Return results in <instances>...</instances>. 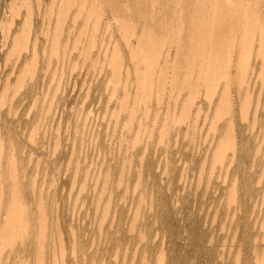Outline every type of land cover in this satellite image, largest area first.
I'll list each match as a JSON object with an SVG mask.
<instances>
[{
  "label": "rangeland",
  "instance_id": "374dc122",
  "mask_svg": "<svg viewBox=\"0 0 264 264\" xmlns=\"http://www.w3.org/2000/svg\"><path fill=\"white\" fill-rule=\"evenodd\" d=\"M72 1L0 0V220L6 216L4 213H11L15 222L10 228L15 232L22 227L24 216L29 223L27 236L24 234L21 241L17 237L12 243L11 240L7 241L8 245L2 241L0 233V264H132L134 261V264H264V256L261 255L264 254V50L262 57L255 61V76L251 85L254 90L252 108L248 119L244 120L234 86L228 87L224 96L226 99L232 98L234 102L231 114L227 115L225 103H221V95L218 96L219 93L223 94V88L217 91V96L209 105L203 88L194 89L196 80L190 74L196 71L192 73L196 78L199 67L188 65L186 71V66L185 69L183 67L185 56H188L184 51L185 46L180 45L184 47L177 51L180 53L173 50L174 43L179 39L177 29L182 30L180 39L187 37L180 40L181 43L182 40L186 41L183 44L187 46L194 19L195 33L198 31L201 34L203 30L196 27H204L203 22L200 23L201 18L204 20L203 14L225 17L222 9L226 10L227 4L224 0L209 3L205 2L207 0H167L166 5L164 2L161 4L167 8V12H162L160 16L162 19L158 13L161 6L158 11L150 10L148 0L146 3L145 0L139 3L138 0ZM219 1L222 4H218ZM197 2L202 8L197 6L194 11L192 8ZM201 2L206 5L203 3V6ZM258 2L260 19L257 18L264 28V0ZM100 3L102 5H98ZM173 4L177 5L174 7ZM182 4L186 14L183 9L180 13ZM207 5L211 7L210 10H207ZM122 6H128L127 11ZM171 6L173 9L178 7L175 15ZM191 9L193 16L187 13L192 12ZM216 9L219 13H216ZM199 14L203 16L200 19ZM100 16L102 18L98 20ZM149 18L153 19L150 21ZM105 19L111 30L109 27L106 29ZM119 20L122 26L117 22ZM180 20L185 21V25ZM228 20L223 18L220 28L224 25L222 33L230 32L231 35L235 29L231 21L234 19ZM158 22L166 24L162 23L164 27H161ZM186 22L191 24V28L186 26ZM145 23H150L152 35L156 36L153 40L157 50L162 54L165 50V53L169 52L168 65H164L160 58L158 63H162V66L157 67L160 74L168 71L164 75L169 80L164 75L165 80L158 73L154 75L156 79L159 77L158 83L164 81V86L160 83L149 85L151 81L147 79L152 78L149 75L152 67L148 59L151 57L135 45L137 29ZM170 24L176 26L175 36V27L173 29ZM129 26V32L124 31V34L123 29ZM133 27L136 29L133 30ZM130 30H133L131 35ZM164 30L173 33H165ZM185 31L190 34L189 37ZM133 32L136 34L133 35ZM122 35L132 38L126 39ZM14 36L19 38L16 44L13 43ZM25 36L29 38L25 39ZM169 36L174 43L169 41ZM163 39L168 40L165 43ZM32 42L35 43V50ZM125 42H129L128 45ZM168 44L172 45L169 50ZM165 45H168L167 48ZM136 56L140 57L137 59ZM118 58L121 59V67L117 65ZM193 60L198 64L204 58L199 54ZM173 61L178 64L175 65L177 68L174 67L177 72L172 69ZM181 62L183 65H180ZM112 66H116L114 71ZM184 74L187 78L191 77L187 80ZM118 75L121 78L117 82L115 76ZM146 80L147 83L144 82ZM180 82L182 86L179 87ZM141 83H144V87ZM185 83L190 84L192 89ZM146 86L151 87V93L144 94L143 91L150 90ZM162 87H165L164 92ZM183 88L186 90L183 91ZM159 93L163 97L161 101ZM149 94L151 100L147 97ZM175 94H179V97ZM188 94L195 103L190 102ZM186 98L189 106L185 104ZM133 99L139 103H134ZM173 99H176V105ZM191 104L194 107H190ZM255 104L258 109L254 121L252 111ZM121 106H127V109H121ZM182 107L187 108L189 116L186 109L185 114H181ZM129 111H132L131 115ZM183 115H187L188 120H184ZM177 118L179 125L174 121ZM229 120L233 122L232 130L228 125ZM166 125H169L168 128ZM232 131L237 143L234 153L227 148ZM135 141L141 145H136ZM215 144L219 145V149ZM217 151L224 155L222 159L216 157ZM82 187L84 190L81 191ZM2 225L0 222V230ZM31 238L34 241H29Z\"/></svg>",
  "mask_w": 264,
  "mask_h": 264
},
{
  "label": "bare ground",
  "instance_id": "6f19581e",
  "mask_svg": "<svg viewBox=\"0 0 264 264\" xmlns=\"http://www.w3.org/2000/svg\"><path fill=\"white\" fill-rule=\"evenodd\" d=\"M68 1V0H67ZM72 1V0H71ZM75 1V0H74ZM84 1V0H83ZM103 1V0H102ZM132 1V0H131ZM135 1V0H134ZM133 1V2H134ZM139 1L140 0H138V2L137 3H139ZM150 1V2H149ZM165 1H167V0H148V2L151 4V5H149L150 7H152V8H150V7H148V9H152L153 11H158L159 9H160V6H161V10H159L158 11V13H159V17L160 16H162V12L164 13V11H166L167 12V8H165L164 6L166 5L165 4ZM174 1V0H173ZM185 1H187V0H185ZM204 1V0H203ZM212 0H207V1H205V2H211ZM218 1V0H217ZM217 1H214V2H216L215 4H217ZM259 0H224V2L227 4V7L225 8L226 10H224V9H222V12H225V17H222L220 14H213L211 17L209 16V15H207L206 13L205 14H203V16H202V14L200 15V17H199V19L201 18V17H203V19L205 20H202V18H201V21H200V23L201 22H203L202 24H204V27H202V25H200V23H199V25L201 26H197L196 28L198 29V27H199V29L201 28L203 31H200V33L201 34H199V32L197 31V29H196V33H195V28H193V25H194V23H195V19H194V22L193 23H191V24H193V25H191L190 23H187L186 22V26L188 25L189 26V24L192 26V29H193V31L191 32L192 33V35L190 36V34L187 32L189 29H185V30H187V31H185L186 33H187V36L190 38V42H189V45H187L188 47H189V49L188 50H186V48H187V46L186 45H184L185 44V42L186 41H184V40H182L183 41V43H181L180 42V40L183 38H181L180 39V37H181V33H182V30L179 28V29H177V32H176V26H174L175 27V31H174V36H175V32L177 33V35H178V40H177V43L175 44L173 41H172V39L170 38V36H169V41H172V43H174V45H173V48H175V49H173L176 53H180V52H177L178 50H180V48H183L184 49V47L183 46H185V49H184V51H186V53H188L187 55L189 56H191L192 58H189L188 56H185V64H187V65H183V62H181L182 64H180V65H183V67H184V69H185V66H186V71H187V67H188V65H189V67H191L192 66V68L195 66V65H197L196 67L198 68L199 67V72L198 73H195V76H196V74H197V76H196V78H194V75L192 74V73H194V72H196V71H194V72H190V74H191V76H193V79H195L196 81V84H194L195 86V88L194 89H200L201 90V88H203V90L205 91H203V93H205V97H207V98H209L208 100V104L209 105H211V103H212V99L215 97V96H217V91H219V90H221V88H223V94H220L219 93V95L218 96H220V102L221 103H225L224 105H225V107L227 108V115H229V114H231V111H232V107H233V105H234V102L232 101L233 99L232 98H224V96L226 95V89H228V87H233L234 86V88H236V91H237V95H236V97H237V99H238V104H239V106H240V109H241V114H242V117H243V119L244 120H247L248 119V113H249V110L252 108V98H253V89L251 88V85H252V81H253V77L255 76V69H254V65H255V61H256V59H260L262 56H261V52L264 50V28H263V25H262V23H259V20H258V13H257V8H258V4H259V2H258ZM106 2V1H105ZM107 2H108V0H107ZM106 2V3H107ZM127 2H128V0H127ZM133 2L131 3L132 5H134L135 4V2H134V4H133ZM147 2V0H145V3ZM162 2H164L163 4H165L164 6H162L161 4H162ZM175 2V1H174ZM178 2V1H177ZM196 2V1H195ZM194 2V3H195ZM199 2H200V0H199ZM199 2H197L198 4H199ZM222 2V1H221ZM72 3H73V1H72ZM71 3V4H72ZM94 3V2H93ZM97 3V2H96ZM129 3H130V1H129ZM193 3V2H192ZM204 3V2H203ZM202 2H201V4L204 6V4H203ZM207 3V4H208ZM220 3V1L218 2V4ZM224 3V4H225ZM104 4V3H103ZM198 4H195V6H193L194 8H192V9H194V11H196V7L198 6H201L200 4L198 5ZM220 4H222V3H220ZM224 4H223V6H224ZM225 4V5H226ZM67 5H69L70 7H71V5L68 3ZM75 5V4H74ZM73 4H72V6H74ZM87 5V4H86ZM98 5H102V3H100V4H98ZM121 5H124V4H120V6ZM147 5V4H146ZM174 5V7L177 5V4H173ZM191 5V4H190ZM206 5V4H205ZM209 5H211V3L209 4ZM209 5H207L208 7V9L207 10H210V6ZM83 6V5H82ZM92 6V5H91ZM129 6L130 7H132L130 4H129ZM168 6V5H167ZM166 6V7H167ZM179 6V5H178ZM183 4L182 5H180V13H181V9H183ZM185 6V5H184ZM192 6V5H191ZM214 6V5H213ZM219 6V5H218ZM217 6V7H218ZM66 7V6H65ZM65 7L63 8V9H65ZM84 7H85V5H84ZM93 8H94V4H93V6H92ZM97 7V6H96ZM126 7H128V6H126ZM123 8V6H122V8L123 9H126L125 11H127V8ZM136 7V6H135ZM142 7V6H141ZM172 7V6H171ZM210 7V8H209ZM216 7V8H217ZM60 8H62V7H60ZM69 8V7H68ZM92 8V9H93ZM134 8V7H133ZM139 8V7H138ZM159 8V9H158ZM170 8V7H169ZM176 8H178V7H176ZM176 8H174L173 9V7H172V12H174V11H176ZM201 8H202V6H201ZM213 8V7H212ZM215 8V7H214ZM221 8V7H220ZM220 8H218V10H219V12L221 11L220 10ZM62 9V10H63ZM100 10L102 9V7L101 8H99ZM135 9V8H134ZM147 9V10H148ZM154 9H156V10H154ZM192 9H191V11H192ZM204 9V8H203ZM62 10H59V11H61V13H62ZM97 10H98V8H97ZM129 10V9H128ZM132 9H130V11H131ZM187 10V9H186ZM205 10V12H207V13H209V11H207L206 10V8L204 9ZM217 10V9H216ZM216 10H213V11H216ZM218 10L216 11V13H219L218 12ZM103 11V10H102ZM109 11V10H108ZM124 11V10H123ZM133 11V10H132ZM149 11V10H148ZM148 11H147V13H148ZM185 10L183 9V12H184ZM188 11V10H187ZM197 11H198V9H197ZM200 11H202V9H200ZM64 13H65V11H63ZM68 12V11H67ZM182 12V13H183ZM199 12V11H198ZM197 12V13H198ZM222 12H221V14H222ZM79 13H80V11H79ZM82 13V12H81ZM97 13H98V11H97ZM102 13V12H101ZM112 13V12H111ZM123 13V12H122ZM125 13V12H124ZM130 13H132V12H130ZM135 13V12H134ZM142 13V12H141ZM150 14H152L151 13V11L149 12ZM148 13V14H149ZM175 13L176 12H174V15H175ZM180 13H178V14H180ZM188 14H190V15H192L193 16V11L192 12H187ZM193 13V14H192ZM202 13V12H201ZM90 14V13H89ZM88 14V16L90 17L91 15H89ZM116 14V13H115ZM137 14V13H136ZM185 14H186V11H185ZM82 15V14H81ZM97 15H100V14H97ZM123 15V14H122ZM158 15V14H157ZM165 15V14H164ZM163 15V16H164ZM177 15V14H176ZM190 15H188V18L190 19ZM198 15V16H199ZM103 16V15H102ZM114 16V15H113ZM150 16V15H149ZM155 16H156V12H155ZM154 16V18H156ZM173 16V15H172ZM180 16H181V14H180ZM183 16H184V13H183ZM183 16H181L182 17V19H183ZM186 16V15H185ZM191 16V17H192ZM194 16H197V15H194ZM88 17V18H89ZM151 17V16H150ZM153 17V16H152ZM165 17V16H164ZM174 17V16H173ZM173 17H170V18H173ZM181 17H180V19H181ZM228 17V18H227ZM258 17V18H257ZM100 18H102L101 16L99 17V19L98 20H100ZM107 18V17H106ZM119 18H122V16L120 17L119 16ZM124 19H125V17H123ZM129 18V17H128ZM128 18H126V20H130V19H128ZM161 18V17H160ZM159 18V19H160ZM165 18H167V14H166V17ZM178 17H176V19H177ZM186 18V17H185ZM184 18V19H185ZM195 18H197V17H195ZM223 18L224 19H234V20H231V21H233L234 23H233V26L235 27V29H234V31H231V30H233L232 28H231V35H229L230 34V32H229V34L228 33H225L224 34V32L222 33V31L221 30H223V28H224V25H223V28H220V27H222L221 26V20H223ZM116 19H117V17H116ZM123 19V20H124ZM150 19V18H149ZM153 19V18H152ZM152 19H150V21L152 20ZM157 19V18H156ZM158 19V20H159ZM162 19V18H161ZM260 19V18H259ZM98 20H97V22H98ZM106 20V19H105ZM108 20H110V19H108ZM115 20V19H114ZM113 20V21H114ZM123 20H122V22H123ZM148 20V19H147ZM155 20V19H154ZM157 20V21H158ZM165 21H166V19H164ZM168 20V19H167ZM193 20V17L191 18V21ZM197 20V19H196ZM211 20V21H210ZM228 20V21H229ZM116 21V20H115ZM114 21V22H115ZM121 20H119V21H117L118 23L120 22ZM135 21V20H134ZM159 21H161V20H159ZM177 21V20H176ZM179 21V20H178ZM177 21V22H178ZM183 21V20H182ZM182 21L180 20V22L182 23ZM190 21V22H191ZM198 21V20H197ZM197 21H196V25H197ZM227 21V22H228ZM230 21V22H231ZM96 22V23H97ZM116 22V24H118ZM128 22V24L129 25H131L130 24V21H127ZM153 22V21H152ZM172 22V21H171ZM179 22V23H180ZM184 22V25H185V21H183ZM189 22V21H188ZM212 22H214V24L212 25L211 23ZM99 23V22H98ZM121 23V22H120ZM131 23H133L132 21H131ZM156 23V22H155ZM158 23H161V22H158ZM157 23V24H158ZM162 23H165L166 24V22H162ZM162 23H161V27H164V24L162 25ZM170 23V22H169ZM169 23H167V25H168V27H169ZM210 23V24H209ZM226 23V20L224 21V24ZM133 24H135V23H133ZM133 24H132V26H133ZM230 24V23H229ZM234 24H236V25H234ZM118 25H120V24H118ZM127 25V24H126ZM125 25V26H126ZM138 25V24H137ZM171 25V24H170ZM173 25V24H172ZM171 25V27H173ZM175 25H177L176 24V22H175ZM181 25V24H180ZM183 25V24H182ZM195 25V26H196ZM227 25H228V23H226V26H225V28H227ZM31 26V25H30ZM101 26V25H100ZM121 26H122V23H121ZM125 26H123V27H125ZM135 26V25H134ZM166 26V25H165ZM178 26V25H177ZM187 26V27H188ZM230 26H232V25H230ZM105 27H106V29L109 27V23H108V21L106 20V24H105ZM115 27V26H114ZM160 27V28H161ZM174 27H173V29H174ZM185 27V26H184ZM186 27V28H187ZM190 27V26H189ZM96 28V27H95ZM97 28H98V25H97ZM100 28V27H99ZM118 28V27H117ZM127 28H131L130 26L129 27H126V30L125 29H123V33H124V31H126V32H129V30L127 31ZM191 28V27H190ZM105 29V28H104ZM106 29H105V33H106ZM109 29H110V27H109ZM119 29V28H118ZM133 30L134 29H136L135 27H133L132 28ZM162 29H166V27L165 28H162ZM162 29H161V31H162ZM171 29V28H170ZM173 29H172V31H173ZM183 29V28H182ZM229 29H230V27L228 28V31H229ZM111 30V29H110ZM120 30V29H119ZM132 30V31H133ZM139 32V34L137 33V31H136V33L135 32H133V35H135L136 34V40L135 41H137L136 43H139V44H136L135 43V45H138V47H140V50H141V48H142V50L143 51H145V55H150L149 57H151V58H149L148 59V61H150L151 60V62H149L150 64H151V67H152V69H149L150 71H152L151 72V74H149L150 75V77H152V78H148L147 79V77H146V79L147 80H149V82H150V86H152L153 84H159L160 82H161V80H160V82L158 83V81H157V79H159V77H157V79L156 78H154V75L156 74V73H158L159 75H162V77H160V78H164L163 77V75L164 74H166L165 73V70L162 72V70H161V73H163V74H160L159 72H160V70L159 69H157V67L159 66V65H161L162 63H164V65H168V63H169V61H167V59L168 58H170L169 57V52H166L165 53V51H164V53L162 54V53H160L158 50H157V44L155 43V37L156 36H154V35H152L153 33H152V29H151V27H150V23H149V25H147L146 23L145 24H143L142 25V27H140L139 29H137ZM184 30V29H183ZM226 30V32H227V29H225ZM27 31V30H26ZM108 31V30H107ZM132 31L130 30V35L132 34ZM156 31V30H155ZM165 31V30H164ZM169 31H171V30H169ZM169 31H165V33L167 32H169ZM224 31V30H223ZM104 32V31H103ZM102 32V33H103ZM122 32H121V34H122ZM170 33V32H169ZM173 33V32H172ZM172 33H170V34H172ZM186 33H183L182 35H185ZM199 34V36H197L198 34ZM17 34V33H16ZM15 34V35H16ZM26 34V33H25ZM30 33L28 32V35H29ZM125 34V33H124ZM226 34H228L229 36H226ZM258 34H259V36H258ZM111 35V34H110ZM127 35H128V33H127ZM138 35V36H137ZM166 35V34H165ZM22 36H23V34H22ZM126 35H122L121 37H125ZM163 36V35H162ZM20 37V36H19ZM127 37V36H126ZM125 37V38H126ZM135 37V36H134ZM166 37H168V36H166ZM165 37V38H166ZM173 37V36H172ZM185 38H183V39H186L187 37L186 36H184ZM25 39L26 38H29V36H25L24 37ZM36 38H37V36H36ZM124 38V39H125ZM129 38H132L131 36L129 37ZM128 37L126 38V39H129ZM146 38V39H145ZM161 37H159V39H160ZM164 38V37H163ZM164 38V39H165ZM20 39L22 40L23 38L22 37H20ZM144 39H145V41H144ZM154 39V40H153ZM163 39V42L165 41V43L167 42V40H164ZM174 39V38H173ZM18 40H19V38L17 37V36H14L13 37V43H17L18 42ZM92 40V39H91ZM106 40H108V39H106ZM156 40H158V39H156ZM188 40V39H187ZM196 40V42H194ZM109 41V40H108ZM111 41V40H110ZM113 41V40H112ZM126 41H129V40H126ZM133 41V40H132ZM144 41V42H143ZM160 41V40H159ZM161 41H162V39H161ZM168 41V42H169ZM26 42V41H25ZM27 42H28V39H27ZM37 41H35V43H36ZM157 42V41H156ZM162 42V43H163ZM12 43V45H14ZM20 43V42H19ZM34 42H32V44H33ZM34 43V44H35ZM102 43V42H101ZM114 43V42H113ZM126 43V42H125ZM129 43V42H128ZM128 43H126L127 45H128ZM170 43V42H169ZM187 43V42H186ZM196 45H195V44ZM34 44H33V46H34ZM57 43L55 42V44L54 45H56ZM183 45V46H180V45ZM19 45V44H18ZM28 45V44H27ZM164 45V44H163ZM162 44L160 45V43H159V46H161L162 48L164 47ZM169 45V46H168ZM168 45H165V47L166 46H168V48H167V50H169V48H170V46H172V45H170V44H168ZM15 46H17V45H15ZM26 46V45H25ZM58 46V45H57ZM106 46V45H105ZM114 46V45H113ZM132 46V45H131ZM130 45H129V47H131ZM27 47V46H26ZM114 47H116V44H115V46ZM128 47V46H127ZM138 47H135V48H138ZM161 47H159V48H161ZM107 48V47H106ZM161 48V49H162ZM13 49H15V47L13 48ZM33 49L35 50L36 49V47L34 46L33 47ZM99 49H100V47H99ZM108 49V48H107ZM15 50H17V48L15 49ZM27 50V49H26ZM33 50V51H34ZM113 50V49H112ZM126 50V49H125ZM141 50V51H142ZM163 50V49H162ZM100 51V50H99ZM132 50L130 49V52H131ZM133 51H135L134 49H133ZM183 51V50H182ZM181 51V52H182ZM184 51H183V54L184 55H186V53H184ZM136 52L137 53H139L140 51H137L136 50ZM136 52H134L133 54L135 55V53ZM162 52V51H161ZM33 53V52H32ZM34 53H35V51H34ZM33 53V54H34ZM106 53V52H105ZM114 53V52H113ZM142 53V55H144L143 54V52H141ZM174 53V52H173ZM176 53H174V55H176ZM264 53V52H263ZM262 53V54H263ZM36 54V53H35ZM99 54V53H98ZM111 54V56H112V53H110ZM118 54V53H117ZM117 54H115L116 55V57L118 56ZM131 54V53H130ZM133 54H131L132 56H134ZM199 54H202V57L204 58V60L202 61V62H200V63H198V64H196V62H195V60H197V59H195V60H193L195 57L197 58V55H199ZM138 55V54H137ZM184 55H181V56H184ZM35 57H36V55H34ZM99 56V55H98ZM103 56H104V53H103ZM171 56V55H170ZM178 56V55H177ZM34 57V58H35ZM106 57V56H105ZM128 57V56H127ZM131 57V56H130ZM137 57V59H138V57H140V56H136ZM144 57V56H143ZM147 57V56H146ZM175 57V56H174ZM180 57V56H179ZM187 57V58H186ZM199 57V56H198ZM37 58V57H36ZM133 57H131V59H132ZM161 58V60H162V63H158V60ZM178 58V57H177ZM182 58V57H181ZM103 59V58H102ZM110 59V58H109ZM113 59H114V57H113ZM113 59H110V60H113ZM144 59H147V58H145L144 57ZM171 59H174V58H171ZM176 59V58H175ZM182 59H184V58H182ZM202 60V59H201ZM34 61V60H33ZM117 65H119L118 67H121L122 66V62H121V59L120 58H118L117 60ZM176 61V60H175ZM175 61H173V64H172V69L173 70H175V72H177L176 71V69H174V67H176L177 68V66H175V65H178V64H174L175 63ZM199 61V59L197 60V62ZM105 62V61H104ZM112 62H115L114 60L112 61ZM136 63H137V61H135ZM140 62V61H139ZM178 63H179V61H177ZM176 62V63H177ZM144 63H146L145 62V60H144ZM149 63H148V65H149ZM171 63H172V61H171ZM170 63V64H171ZM254 63V64H253ZM112 64V63H111ZM110 63H109V65H111ZM115 64V63H114ZM195 64V65H194ZM101 65V64H100ZM139 65H140V63H139ZM180 65L178 66V67H180ZM114 66V65H113ZM113 66L111 67V68H113ZM137 66V65H136ZM146 66H147V64H146ZM162 66V65H161ZM101 67V69H102V65L100 66ZM104 67V66H103ZM116 67V66H115ZM114 67V68H115ZM256 67V66H255ZM108 68V67H107ZM110 68V67H109ZM114 68H113V70L112 71H114ZM146 68V67H145ZM164 68H165V66H164ZM167 68V67H166ZM135 69H137L136 67H135ZM170 70V68H169V70L170 71H173V70ZM196 68H194V70H195ZM119 70V69H118ZM117 70V71H118ZM167 70V69H166ZM178 70V69H177ZM189 70H191V68L189 69ZM100 71V70H99ZM117 71H115V72H117ZM126 71V70H125ZM145 71H148V70H145ZM150 71H148L149 73H150ZM185 71V70H184ZM185 71V72H186ZM192 71V70H191ZM197 71H198V69H197ZM114 72V73H115ZM120 72V71H119ZM119 72H117V74H119ZM174 72V71H173ZM174 72V73H175ZM189 72V71H188ZM113 73V72H112ZM121 73V72H120ZM129 73V72H128ZM133 73H136V72H133ZM182 73H183V71H182ZM116 74V73H115ZM115 74H111L112 76H114ZM126 74H127V71H126ZM138 74V73H137ZM137 74H135V77H137L136 75ZM145 74H147V72H145ZM172 74V73H171ZM181 74V73H180ZM188 75H189V73H187ZM139 75V74H138ZM149 75H146V76H148L149 77ZM152 75V76H151ZM157 75V74H156ZM170 75V74H169ZM185 75L186 74H184L183 76L185 77ZM129 76V75H128ZM165 76V78H167L166 77V75H164ZM173 76V75H172ZM190 76V77H191ZM119 77V78H118ZM125 77L127 78V76L125 75ZM144 77V76H143ZM171 77V76H170ZM189 77V76H188ZM189 77V78H190ZM111 78V77H110ZM115 78L117 79V82L119 81V79L121 78L120 77V75H118V76H115ZM129 78V77H128ZM165 78L163 79V80H165ZM174 78V77H173ZM183 78V77H182ZM181 78V79H182ZM185 78H187V77H185ZM189 78H187V80L189 79ZM212 80H210V79ZM139 79V78H138ZM137 79V80H138ZM154 79H156V82L157 83H155L154 81ZM168 79V78H167ZM171 79H172V77H171ZM181 79H180V81H181ZM192 79V78H191ZM113 80V79H112ZM115 80V79H114ZM129 80V79H128ZM127 80V81H128ZM136 80V79H135ZM147 80L146 81H144V82H146L147 83ZM162 80V82L163 83H160L161 85L162 84H164V81ZM169 80V79H168ZM174 80V79H173ZM183 80V79H182ZM185 80V79H184ZM110 81V80H109ZM143 81V80H142ZM176 81V80H175ZM193 81V80H192ZM116 82V81H115ZM116 82V83H117ZM122 82V81H121ZM136 82H138V81H136ZM141 82V81H140ZM166 82V81H165ZM182 82V81H181ZM181 82H180V85H179V87L180 86H182L181 85ZM210 82H211V85H210ZM112 83V82H111ZM120 83V82H119ZM145 83V84H146ZM171 82H169V84H170ZM126 84H128V83H126ZM136 84H139V83H136ZM141 84H143V87H144V83H141ZM183 84V83H182ZM186 84V83H185ZM190 84H191V82H190ZM189 84V85H190ZM117 85V84H116ZM147 86H149L148 84H146ZM166 85V84H165ZM187 85V84H186ZM185 85V86H186ZM189 85H187L188 86V88H190L189 87ZM107 86V85H106ZM146 86V88H147V90L150 88V90H148V91H143V92H145L144 94H147L148 92H150L151 93V87H147ZM157 86H160V85H157ZM162 86H164V85H162ZM191 86H193V83L191 84ZM254 86V85H253ZM112 87V86H111ZM142 87V88H143ZM156 87V86H155ZM154 87V88H155ZM171 87V86H170ZM169 87V88H170ZM106 88V87H105ZM140 88V87H139ZM141 88V89H142ZM160 89H161V86L159 87ZM187 88V87H186ZM186 88H183V91H184V89L186 90ZM187 88V89H188ZM114 89H116V88H114ZM125 89H126V87H125ZM125 89H124V91H125ZM157 90H158V88H156ZM164 89H165V87L163 88L162 87V92H164ZM178 89H180V88H178ZM190 89H192V88H190ZM190 89H188L189 91H191ZM193 89V90H194ZM113 90V89H112ZM136 90H137V86H136ZM170 90V89H169ZM187 90V91H188ZM114 91V90H113ZM179 91H181V90H179ZM178 91V93H181V92H179ZM141 92V91H140ZM157 92H159V90L157 91ZM162 92H160L161 94H163ZM173 92H174V90L172 91V96H173ZM125 93V92H124ZM159 93V94H160ZM198 93H200V91L198 92ZM112 94V93H111ZM143 94V93H142ZM158 94V93H157ZM161 94H160V96H159V100L161 101V99L163 98L162 96H161ZM189 94H190V92H189ZM189 94L187 95V97H190L189 96ZM128 95V94H127ZM176 95V94H175ZM174 95V96H175ZM193 95V94H192ZM191 95V96H192ZM196 95H198V94H196ZM139 96V95H138ZM138 96H137V99H138ZM177 97H179V94H177L176 95ZM175 96V97H176ZM204 96V95H203ZM144 98H146V95H144L143 96ZM147 97H150V100H151V94H149V96H147ZM157 97H158V95H157ZM162 97V98H161ZM192 97H194V95L192 96ZM110 98H112V95H111V97ZM144 98H143V100H144ZM172 98H174V97H172ZM181 98V97H180ZM199 98V97H198ZM204 98V97H203ZM123 99H124V96H123ZM122 99V104L124 105V100ZM127 99H128V97H127ZM135 99H136V96H135ZM135 99H133V101H134V103H139V101H137V102H135ZM158 99V98H157ZM177 99V98H176ZM176 99H173L174 100V104H175V102L176 101H178V99L176 100ZM188 98H186L185 99V104L187 105V106H189V104H187L186 103V100H187ZM111 100V99H110ZM140 100V99H139ZM176 100V101H175ZM190 102L191 103H195V102H192V100H193V98L191 99V97H190ZM109 101V100H108ZM126 101H128V100H126ZM159 101V102H160ZM188 101V100H187ZM194 101V100H193ZM144 102V101H143ZM157 102H158V100H157ZM169 102V101H168ZM133 103V102H132ZM133 103V104H134ZM147 103V102H146ZM220 103V104H221ZM107 104V103H106ZM160 104H161V102H160ZM159 103H158V106H157V108L159 107V105H160ZM177 104V103H176ZM175 104V105H176ZM254 104V103H253ZM119 105H121V104H119ZM127 105H128V103H127ZM135 105V104H134ZM148 105V104H147ZM256 105V104H255ZM136 106V105H135ZM139 106V105H138ZM144 106V105H143ZM174 106V105H173ZM184 106V105H183ZM187 106H185V107H187ZM191 106H193L192 104L190 105V107ZM238 106V107H239ZM122 107V106H121ZM126 107V109H127V106H123L121 109H123V108H125ZM168 107H169V104H168ZM167 107V108H168ZM189 107V108H190ZM194 107V106H193ZM120 108V107H119ZM132 109H134V107H131ZM145 108H146V106H145ZM175 108V107H174ZM177 108V107H176ZM183 108V107H182ZM188 108V107H187ZM187 108H183V110H181V111H185L186 112V110H187ZM220 108V107H219ZM231 108V109H230ZM131 109V110H132ZM136 109V108H135ZM169 109V108H168ZM184 109H186V110H184ZM221 110L223 109L222 107L220 108ZM225 109V108H224ZM257 109H258V107H257V105H256V107L254 106V108H253V119H254V121H255V119H256V114H257ZM120 110V109H119ZM159 110V109H158ZM238 110H239V108H238ZM133 111V110H132ZM132 111H129V114H130V112H132ZM147 111V110H146ZM166 111V110H165ZM170 111V110H169ZM190 111V110H189ZM215 111H217V109L215 110ZM107 112V111H106ZM136 112L137 111H135L134 113L136 114ZM144 112V111H143ZM183 112H181V114H185V112L183 113ZM122 113V112H121ZM145 113V112H144ZM148 113H149V111H148ZM169 113V112H168ZM222 113V115H223V111L221 112ZM111 114H112V112H111ZM115 114H116V112H115ZM133 114V113H132ZM146 114V113H145ZM145 114H143V115H145ZM160 114V113H159ZM158 114V115H159ZM174 114V113H173ZM186 114L188 115V110H187V112H186ZM117 115H119V114H117ZM131 115V114H130ZM147 115V114H146ZM187 115H183L184 117L185 116H187ZM240 115V114H239ZM134 116V115H133ZM136 116V115H135ZM189 116V115H188ZM207 115H205V117H206ZM233 116V115H232ZM130 117V116H129ZM156 117V116H155ZM179 117H181V116H179ZM178 117V118H179ZM183 117V119L184 120H186L187 119V117H185L184 118ZM231 117V116H230ZM252 117V116H251ZM114 118V117H113ZM157 118V117H156ZM170 118V117H169ZM173 118V117H172ZM171 118V119H172ZM178 118H177V120H174L175 122L177 121H179L178 120ZM105 119V118H104ZM132 119V118H131ZM135 119V118H134ZM167 119V118H166ZM171 119H170V121H171ZM180 119V118H179ZM183 119H181L180 121H182ZM230 119V118H229ZM129 120V119H128ZM133 120V119H132ZM141 120V119H140ZM168 120V119H167ZM188 120V119H187ZM155 121V120H154ZM104 122V121H103ZM110 122V121H109ZM117 122V121H116ZM129 122H130V124H131V120H129ZM133 122V121H132ZM141 122V121H140ZM145 122H147L146 120H145ZM174 122V123H175ZM171 123V122H170ZM231 123H233V122H231V120H229V122H228V125H229V127H230V129L232 130V124ZM104 124V123H103ZM125 124V123H124ZM129 124V125H130ZM155 124V123H154ZM166 124V123H165ZM184 124V123H183ZM183 124H181V125H183ZM126 125V124H125ZM128 125V122H127V126H129ZM139 125H140V123H139ZM178 125H179V122H178ZM121 126H123V125H121ZM155 126V125H154ZM167 126V128H168V126L169 125H166ZM132 127V126H131ZM130 127V128H131ZM140 127V126H139ZM164 127V126H163ZM162 127V128H163ZM108 128V127H107ZM142 128V127H141ZM154 128V127H153ZM145 129V128H144ZM101 130V129H100ZM106 130H108V129H106ZM124 130V129H123ZM143 130V129H142ZM141 130V131H142ZM164 130H165V128H164ZM167 130V129H166ZM151 131L152 130H150V133H151ZM115 132V131H114ZM160 132V131H159ZM163 132V131H162ZM100 133V132H99ZM107 133V132H106ZM113 133V132H112ZM122 133V132H121ZM132 133V132H131ZM137 133V132H136ZM114 134V133H113ZM160 134V133H159ZM166 134H167V132H166ZM107 135V134H106ZM137 136L139 135V134H136ZM144 135V134H143ZM151 135V134H150ZM162 135H163V133H162ZM185 135H186V133H185ZM121 136H122V134H121ZM152 136H153V134H152ZM151 136V137H152ZM160 136V135H159ZM164 136V135H163ZM167 136V135H166ZM127 137H129V135L127 136ZM136 137V136H135ZM143 137V136H142ZM200 137V136H199ZM137 138V137H136ZM164 138V137H163ZM163 138H161L162 140H163ZM236 137L234 136V133H233V131L231 132V135H230V138H229V141H228V146H227V148L229 149V150H231V152L232 153H234L235 151H236V149H237V143H236V139H235ZM152 139H153V137H152ZM138 140V139H137ZM150 140V139H149ZM168 140V139H167ZM195 140V139H194ZM125 141V140H124ZM212 141V140H211ZM217 141V140H216ZM219 141H221V140H219ZM120 142V141H119ZM129 142V141H128ZM136 142V145L138 144V142L137 141H135ZM161 142V141H160ZM159 142V143H160ZM193 142V141H192ZM199 142V141H198ZM116 143V142H115ZM127 143V142H126ZM163 143V142H162ZM195 143V142H194ZM193 143V144H194ZM217 143V142H216ZM111 144V143H110ZM109 144V145H110ZM131 144V143H130ZM133 144V143H132ZM140 145H141V143H139ZM138 144V145H139ZM218 144V143H217ZM217 144H215L216 145V147L217 146H219V145H217ZM220 144V143H219ZM126 145V144H125ZM190 145V144H189ZM1 146V145H0ZM128 146V145H127ZM134 146V145H133ZM164 146V145H163ZM167 146V145H166ZM132 147V146H131ZM168 148V147H167ZM227 148H224V149H227ZM157 149V148H156ZM166 149V148H165ZM217 149H219V147H217ZM223 149V148H222ZM119 150H120V147H119ZM214 150H216V149H214ZM222 151V150H221ZM220 151V152H221ZM128 152V151H127ZM214 152V151H213ZM218 152V151H217ZM220 152H218V154H217V156L216 157H218L219 159H222L223 158V154H220ZM242 154V153H241ZM126 155V154H125ZM231 155V154H230ZM109 157V156H108ZM143 158V157H142ZM230 158H231V156H230ZM233 158H234V156H233ZM232 158V159H233ZM161 159V158H160ZM138 160H140V159H138ZM104 161V160H103ZM113 161V160H112ZM165 163H166V161H165ZM168 163V162H167ZM144 164V163H143ZM129 165V164H128ZM127 165V166H128ZM124 166V165H123ZM101 167H102V165H101ZM185 167V166H184ZM122 168V167H121ZM235 169V168H234ZM106 170V169H105ZM136 170V169H135ZM138 171H140V170H138ZM165 173V172H164ZM128 174H129V172H128ZM175 174V173H174ZM100 175V174H99ZM121 175H122V173H121ZM166 175V174H165ZM140 176V175H139ZM150 177V176H149ZM165 178H166V176H165ZM110 179V178H109ZM137 182H138V180H137ZM140 182V181H139ZM120 183V182H119ZM121 184H123L122 182H121ZM44 185V184H43ZM127 185V184H126ZM84 186V185H83ZM128 186V185H127ZM137 186V185H136ZM106 187H108V185L106 186ZM139 187V186H138ZM137 187V188H138ZM135 188V187H134ZM133 188V189H134ZM140 188V187H139ZM82 189H83V187L81 188V191H82ZM41 190V189H40ZM84 190V189H83ZM166 190V189H165ZM136 191V190H135ZM33 192V191H32ZM56 192V191H55ZM106 192V191H105ZM124 193V192H123ZM32 194V193H31ZM113 194V193H112ZM44 196V195H43ZM140 196V195H139ZM147 196V195H146ZM47 197H48V195H47ZM151 198V197H150ZM170 198V197H169ZM171 199V198H170ZM123 203V202H122ZM177 204V203H176ZM138 205V204H137ZM109 206V205H108ZM140 206V205H139ZM23 207H25V206H23ZM136 207H138V206H136ZM26 208V207H25ZM57 209V208H56ZM107 209V208H106ZM174 209V208H173ZM39 210V209H38ZM136 210H137V208H136ZM135 210V211H136ZM54 211V210H53ZM104 211H105V209H104ZM56 212V211H55ZM138 212H139V210H138ZM4 213V212H3ZM17 213V212H16ZM27 213V212H26ZM6 216L4 217V218H2L1 220H0V222H1V224H3L2 225V228H1V230H0V233H1V239H2V241L4 242V243H6L7 241H9V240H11V243H12V241H14V239H16L17 237H18V240H20L21 241V239L20 238H22L23 236H24V234L27 236V228H28V225H29V223L27 222V218H26V216H24L25 215V212H24V221H23V225H22V227L21 228H18L19 230H16V232L13 230V228H10V225L13 223V222H15V218L14 217H12L11 216V213H9V212H7V213H4ZM22 214V213H21ZM104 214V213H103ZM134 214H135V212H134ZM19 215V214H18ZM17 215V216H18ZM27 215H29V213L27 214ZM36 215V214H35ZM200 215V214H199ZM33 216V215H32ZM19 217V216H18ZM17 217V218H18ZM55 217V216H54ZM111 217V216H110ZM20 218H22V215L20 216ZM20 218H18L19 220H20ZM133 220V219H132ZM135 220V219H134ZM43 223V222H42ZM135 223V222H134ZM28 224V225H27ZM16 225H17V223H16ZM15 225V226H16ZM19 225H21L20 223H19ZM135 225V224H134ZM54 226V225H53ZM134 227V226H133ZM132 227V228H133ZM17 228V227H16ZM42 228V227H41ZM30 230V229H29ZM54 230V229H53ZM133 230V229H132ZM144 231V230H143ZM31 232V231H30ZM29 233V232H28ZM34 233V232H33ZM57 233V232H56ZM29 234H31V233H29ZM40 235V234H39ZM32 237H33V235H31ZM138 236V235H137ZM143 237V236H142ZM141 237V238H142ZM29 238V237H28ZM39 238V237H38ZM55 239V238H54ZM59 239V238H58ZM138 239V238H137ZM22 240H24V238L22 239ZM27 240H29V239H27ZM26 240V241H27ZM19 241V242H20ZM29 241H34V240H32V238H31V240H29ZM179 241V240H178ZM10 242V241H9ZM55 242V241H54ZM139 242V241H138ZM22 243V242H21ZM20 243V244H21ZM24 243H25V241H24ZM6 244H8L9 245V243H6ZM26 244V243H25ZM33 244H34V242H33ZM33 244H30V245H32L31 247H33ZM138 244H140V243H138ZM22 245V244H21ZM143 245V244H142ZM14 246V245H13ZM140 246V245H139ZM208 246V245H207ZM28 247V246H27ZM30 247V246H29ZM138 247V246H137ZM136 247V248H137ZM141 247V246H140ZM140 247H138V248H140ZM25 248H26V246H25ZM240 248V247H239ZM139 250V249H138ZM239 250V249H238ZM220 251V250H219ZM58 252V251H57ZM61 252H63V251H61ZM218 252V251H217ZM221 252H223V251H221ZM1 253V252H0ZM138 254H139V251L137 252ZM263 253H264V251H263ZM64 254V253H63ZM151 254V253H150ZM134 255H135V253H134ZM133 255V256H134ZM140 255V254H139ZM138 255V256H139ZM142 255V254H141ZM222 255V254H221ZM262 256H264V254H261ZM136 256H137V254H136ZM135 257V256H134ZM144 257V256H143ZM143 257H141V258H143ZM240 257V256H239ZM133 258V257H132ZM237 258V257H236ZM135 260V259H134ZM143 260H145L144 258H143ZM147 260V259H146ZM145 260V261H146ZM138 261V260H137ZM148 261V260H147ZM163 261V260H162ZM135 263H136V261H134ZM134 262L132 263V264H134ZM141 262H143V261H141ZM160 262H161V260H160ZM139 263H140V261H139ZM145 263V262H144ZM146 263H148V262H146ZM263 263V262H262ZM143 264V263H142ZM163 264V263H162ZM261 264V263H260Z\"/></svg>",
  "mask_w": 264,
  "mask_h": 264
}]
</instances>
